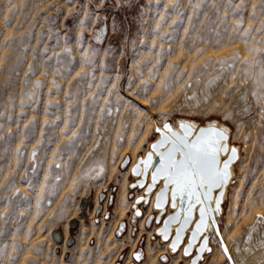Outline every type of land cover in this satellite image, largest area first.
I'll list each match as a JSON object with an SVG mask.
<instances>
[{
    "label": "rangeland",
    "instance_id": "1",
    "mask_svg": "<svg viewBox=\"0 0 264 264\" xmlns=\"http://www.w3.org/2000/svg\"><path fill=\"white\" fill-rule=\"evenodd\" d=\"M104 22L106 35L98 38ZM186 50L197 56L179 64ZM223 62L228 77L209 84ZM251 65L264 73V0H0V264H170L174 255L176 264L187 262L155 234L154 220L146 223L152 202L140 234L138 220L135 228L130 222L129 195L143 193L128 187L130 158L149 149L158 135L154 123L178 118L229 128L239 158L220 229L236 264H264L262 252L245 260L233 253V236L242 231V185L258 158L246 132L256 123L236 122L244 114L232 106L237 80ZM206 85L205 100L178 101ZM91 147L101 148V166L89 162ZM120 177L129 204L115 220ZM209 242L200 264H229L214 231Z\"/></svg>",
    "mask_w": 264,
    "mask_h": 264
},
{
    "label": "bare ground",
    "instance_id": "2",
    "mask_svg": "<svg viewBox=\"0 0 264 264\" xmlns=\"http://www.w3.org/2000/svg\"><path fill=\"white\" fill-rule=\"evenodd\" d=\"M225 41H227V39H225ZM224 42V41H223ZM230 42V41H229ZM196 43V42H195ZM204 43V42H203ZM192 44V43H190ZM205 44L207 45L206 41H205ZM221 44V43H220ZM225 44V43H224ZM193 46H195L194 44H192ZM191 45V46H192ZM197 45H199V43H197ZM222 45V44H221ZM227 45V44H226ZM225 45V46H226ZM249 45V44H248ZM224 46V45H223ZM179 47V46H177ZM204 47V46H203ZM202 47V48H203ZM219 47V46H218ZM236 47V46H235ZM250 47V46H248ZM192 48V47H191ZM200 47H198V50H199ZM246 48V46H245ZM180 49V48H179ZM182 49V48H181ZM201 49V48H200ZM226 49V48H225ZM247 49V48H246ZM189 50V49H188ZM191 50V49H190ZM196 50V49H195ZM197 50V51H198ZM222 50V49H221ZM228 50V49H227ZM231 50H234L233 48ZM240 50V49H239ZM177 51V50H176ZM181 51V50H180ZM185 51V50H184ZM197 51H187L186 52H179V54L181 56L180 59H179V64L183 63V64H189L191 61L195 60L194 58L197 56ZM224 51V50H223ZM222 51V52H223ZM238 51V50H237ZM210 52V51H209ZM220 52V51H219ZM230 52V50L228 51ZM235 51H233L234 53ZM247 52H248V49H247ZM232 53V54H233ZM236 53V52H235ZM235 53H234V57H235ZM240 53V52H239ZM215 54V52H214ZM223 56H224V53H222ZM229 54V53H228ZM231 54V55H232ZM249 54V53H248ZM213 55V54H211ZM219 55V54H218ZM230 55V54H229ZM228 55V56H229ZM242 55V54H241ZM214 56V55H213ZM233 56V55H232ZM245 56V55H244ZM250 56V55H249ZM225 58V57H224ZM240 57H236L237 60H239ZM243 58V57H242ZM246 58V57H245ZM249 58V57H247ZM246 58V59H247ZM153 59V58H152ZM208 59L207 58V62H208ZM151 60V59H150ZM220 60V59H219ZM226 60V59H225ZM224 61V60H222ZM221 61V62H222ZM155 62V61H153ZM212 62V61H211ZM215 62V60H214ZM152 63V62H151ZM150 63V64H151ZM206 63V62H205ZM213 63V62H212ZM212 63H208V64H212ZM218 63V62H217ZM237 62H235L234 64H236ZM253 63V61H252ZM145 65H147V63H144ZM178 64V63H177ZM143 65V64H142ZM141 65V66H142ZM152 65V64H151ZM159 65V64H157ZM156 65V66H157ZM231 65V64H230ZM237 65V64H236ZM235 65V66H236ZM239 65V64H238ZM237 65V66H238ZM260 65V64H259ZM148 66V65H147ZM181 66V65H180ZM178 65V67H180ZM240 66V65H239ZM243 66H245L243 64ZM241 65V67H243ZM144 67V66H142ZM150 67V66H149ZM148 67V68H149ZM159 67V66H158ZM234 67V66H233ZM255 67V65H254ZM147 68V67H146ZM147 68V69H148ZM187 68V67H186ZM205 68V67H204ZM256 68V67H255ZM144 69V68H143ZM151 69V68H150ZM153 69L154 66H153ZM160 69V68H159ZM178 69V68H177ZM210 69V68H209ZM229 68L226 67V64L223 62L221 64H219V66L217 67V69L213 72V75L210 77L211 81H209V84L210 83H216L217 81H220L221 79H226L228 77V72L229 70H227ZM235 69V68H234ZM234 69H231V72H233L232 70ZM257 69V68H256ZM158 70V69H157ZM176 70V69H175ZM236 70V69H235ZM242 70V69H241ZM240 70V71H241ZM146 71V69H145ZM149 71V70H148ZM156 71V70H155ZM228 71V72H227ZM237 71V70H236ZM243 71L245 72V70L243 69ZM153 72V70H152ZM157 72V71H156ZM177 70L174 72V74H176ZM242 72V71H241ZM151 73V72H150ZM178 73V72H177ZM235 73V72H234ZM232 73V74H234ZM143 74V73H142ZM145 74H149V73H145ZM144 75V74H143ZM236 75V74H234ZM145 76V75H144ZM152 76V75H150ZM145 78V77H144ZM149 78V77H148ZM150 81V80H148ZM147 81V82H148ZM238 87H237V91L235 93V96H234V100H233V108L234 110L236 111L237 109V112L241 113V114H244L243 117H240V118H237L235 117L234 119L236 120V122L238 123H244L246 126L248 124H252V123H256V128L255 130H247L246 132L249 133L251 135V137L253 136L254 137V140H255V144L257 145V148H258V158H257V168L251 173L249 174L250 178L247 179L248 181L246 182L245 180V183H243V187L245 188V194L244 196H242L243 198H240L242 199V202H241V209H237V210H241V212L243 213H240L239 212V215L241 217L240 214H242L243 218H242V231L240 232V235H237V236H233L234 238L238 237L237 238V241H236V245L233 247V253L235 252V254L239 257H241L242 259H247L252 253L254 254L255 253H264V73L262 72L261 74L259 72H257L253 66L251 65L247 72H245L244 74L241 75V77L237 80V84ZM151 90V89H150ZM150 92V91H149ZM255 93V95H254ZM137 94V92H136ZM135 94V95H136ZM151 94V92H150ZM134 95V96H135ZM139 95V93H138ZM137 95V96H138ZM141 95V94H140ZM191 95V94H190ZM209 95V89H208V86L206 85L204 88H197L195 87L194 88V91L192 93V97L187 99L185 98V96H181L180 100V104H186V103H189V102H199V101H203L207 98V96ZM134 97V98H138V97ZM148 97V96H147ZM152 97V96H150ZM143 98H144V94H143ZM149 98V97H148ZM147 98V99H148ZM153 98V97H152ZM139 99V98H138ZM146 99V98H145ZM142 101V100H141ZM146 101V100H145ZM150 101V100H149ZM140 102V101H139ZM144 103V102H143ZM107 105V104H106ZM218 106V105H216ZM222 108V107H221ZM133 109V108H132ZM131 110V109H130ZM134 110V109H133ZM131 110V112L133 111ZM221 110V109H220ZM226 111H229V110H226ZM122 112V111H121ZM231 113V112H229ZM130 114V113H128ZM132 116V114H130ZM108 119L107 116H105L103 118V124H102V131H105V129L107 128V122H108ZM242 120V121H240ZM194 122V121H193ZM150 123V122H149ZM222 124V123H221ZM101 131V132H102ZM244 135H246L244 132H243ZM249 134L247 136H249ZM246 138V137H245ZM100 139V138H99ZM252 140V139H250ZM249 142V141H248ZM253 143V142H251ZM251 146V145H250ZM254 148V147H253ZM252 148V149H253ZM256 149V148H255ZM250 152V150H249ZM255 152V151H254ZM257 153V152H256ZM255 156V154H254ZM132 158L131 159V162L130 164L128 165V168L130 166H132L131 164H133L135 162V160L137 159L135 154H133V156H131ZM102 150L101 148H96V149H93V147H91V154H90V157H89V162L92 163V164H97L98 165H102V162H103V159H102ZM253 158H251L252 160ZM256 159V158H255ZM251 162V161H250ZM245 164V163H244ZM249 165V164H248ZM253 165V164H252ZM256 166V165H255ZM254 166V167H255ZM248 168V167H247ZM253 168V166H252ZM244 169V168H243ZM250 169V168H249ZM234 170V169H233ZM245 170V169H244ZM252 170V169H250ZM249 171V170H248ZM244 172V171H243ZM246 175V174H245ZM238 176V175H236ZM237 178V177H236ZM235 178V179H236ZM239 179V178H238ZM245 179V178H244ZM118 189L117 191L115 192L116 195L114 196V205H113V209H112V214L115 218V220L119 219L120 217H122L124 215V209L128 206L129 204V201H127V187H126V181H125V178L123 177L121 179L120 177V180H118ZM236 181V180H235ZM239 181V180H238ZM242 181V180H240ZM237 183V182H236ZM241 183V182H239ZM239 185V184H238ZM233 186H236L235 184ZM238 187V186H236ZM235 187V188H236ZM234 188L233 191H236ZM239 189V188H238ZM243 189V188H242ZM232 190V188H231ZM240 190V189H239ZM141 191V190H140ZM136 192V191H135ZM138 192V191H137ZM232 193V192H231ZM137 194H140V192L136 193ZM233 194V193H232ZM231 194V196H232ZM237 194V192H236ZM240 194V193H239ZM239 196V195H238ZM241 196V195H240ZM233 199V198H232ZM236 199H237V196H236ZM153 200V195L151 197V201L152 202ZM96 198H95V201L94 203H96ZM234 201V200H232ZM240 202V201H239ZM232 204V202H231ZM236 204V203H235ZM234 204V206H235ZM239 206V204L237 205ZM233 207V206H231ZM230 207V208H231ZM236 207V206H235ZM229 208V209H230ZM105 209V208H104ZM231 210V209H230ZM150 212V204L149 206L144 210V212L142 213L141 217H139L138 220V227H139V230H138V234H140L141 232V222H143L142 220L144 219L145 216H147ZM230 212V211H229ZM231 213V212H230ZM233 213V212H232ZM238 212H236L237 214ZM235 214V213H234ZM233 215V214H231ZM92 216V214H91ZM236 216V215H234ZM226 217H228V215H226ZM232 218V217H231ZM234 219H236L235 217H233ZM239 218V219H241ZM230 220V219H229ZM228 221V220H227ZM240 221V220H239ZM102 222V221H101ZM239 223V224H240ZM129 224V223H128ZM229 224V223H228ZM235 224V223H233ZM238 224V223H237ZM230 225V224H229ZM241 225V224H240ZM128 229L130 227V225H127ZM237 226V225H236ZM235 226V227H236ZM230 227V226H229ZM232 227V226H231ZM235 227H232V228H235ZM240 227V226H239ZM231 230V229H230ZM233 230V229H232ZM235 231V229H234ZM128 232V231H127ZM236 232V231H235ZM230 233V232H229ZM227 234V232H226ZM239 234V233H237ZM224 235H225V232L222 234L223 238H224ZM229 235V234H228ZM233 235V233H232ZM231 235V236H232ZM213 236V235H212ZM230 237L233 238V237ZM67 237V232H65L64 234V239ZM227 238V237H226ZM225 240V239H224ZM232 241V239H231ZM234 241V240H233ZM232 241V243H233ZM166 242V241H165ZM232 245V244H231ZM148 249V247L146 248ZM181 250V249H180ZM179 250V251H180ZM177 251V253L179 252ZM231 251V250H230ZM232 254V252H231ZM146 259L147 260H150V253L149 252H146ZM172 256V255H171ZM178 257V255H174L171 257V262L170 264H176V258ZM236 257V256H235ZM234 258V257H233ZM229 263V262H228ZM244 263V262H243Z\"/></svg>",
    "mask_w": 264,
    "mask_h": 264
},
{
    "label": "snow or ice",
    "instance_id": "3",
    "mask_svg": "<svg viewBox=\"0 0 264 264\" xmlns=\"http://www.w3.org/2000/svg\"><path fill=\"white\" fill-rule=\"evenodd\" d=\"M255 95V93H254ZM180 127L184 131V135H179L172 132L170 126L165 123L164 131L156 129L161 133V139L152 145L154 151L160 157L159 166L155 167L152 172V184L147 186L148 191L156 185L159 178L163 177L164 188L157 193L156 207H162L163 201L167 195L169 186H171L172 207L176 208V199L179 196L181 203L186 207L182 208L184 219L180 222V227L177 229L176 239L173 241L172 249L175 251L176 243L181 238V233L184 227L191 221L192 211L196 205H200V219L196 222V227L193 230L192 237L189 240V248L185 249V255L189 253L192 241L197 237V234L206 226L208 213L211 211L206 206V202L211 199L213 188H219L228 179V166L235 156V149H232V156L223 162L220 166L219 154L228 152V147L223 141L227 140L226 130L217 129L215 127L202 128L195 135V138L189 140L192 135V129L189 125L181 123ZM166 133H170V136ZM170 144V147L161 152L160 149L165 145ZM152 161V154L140 161L144 165L145 173L148 170ZM134 173L139 174V165L133 169ZM219 209V197H217V209ZM139 215V212H137ZM180 212L178 211L173 216L168 217L164 222V228L161 233L167 239L168 225L171 222L179 219ZM201 251L205 250V246L201 245ZM210 251V250H209ZM139 259V254H136ZM195 264V261H193Z\"/></svg>",
    "mask_w": 264,
    "mask_h": 264
},
{
    "label": "water",
    "instance_id": "4",
    "mask_svg": "<svg viewBox=\"0 0 264 264\" xmlns=\"http://www.w3.org/2000/svg\"><path fill=\"white\" fill-rule=\"evenodd\" d=\"M107 32V24L104 22L99 29V33L96 34L98 38H102L104 35H106ZM167 123L172 132H175L179 135H184L183 129L180 127L181 123L187 124L191 127L192 129V135L189 136V140H192L195 138V135L199 132L200 129L202 128H208V127H215L217 129H225L226 130V135H227V140L223 141L228 147V152H221L219 154V162L220 166H223V162L225 160H228L230 156H232V149H235V156L231 160L228 166V179L227 182L224 183L221 187L219 188H213L212 193H211V199L206 202V206L211 209V211L207 215L206 219V226L203 228L201 232L197 234V237L194 241L191 243V247L189 249V253L187 257H189V260L185 262L184 264H193V261H195V264H200V261L203 259L204 254L206 252H209L211 250V245H210V235L211 232L214 231L215 234L217 235L218 239L220 240L221 248L225 252V255L228 259L229 264H236L234 261V258L225 242V238L222 236V232L220 229V224H219V218L223 213V203L224 199L226 196V191L229 183L232 181L233 175H234V163L238 160L239 158V146L234 143H230V130L229 128L221 124L217 121H209L205 124L198 125L193 120L187 119V118H178L176 120V124H173L171 121H164L161 125L158 123H154V129H160L161 132L164 131V124ZM157 132V131H156ZM158 135L156 136L155 139H153L150 143V147L148 150L145 151L144 154L137 156V159L131 166V172L134 179L129 183L130 188H141L143 193L141 194H134L130 193L129 196L133 197V202L131 204L132 207V212H131V217H130V222L134 225V228L136 227V222L139 217H141L143 213V209L141 205H148L151 201V197L153 195V200H152V208L154 209V212L149 214L146 223L150 224L152 220H154L155 224H157L155 228V234L160 236V239L162 241H166L168 243V248L170 253H175L179 251L180 249L182 250V254L186 256L185 249L189 248V240L192 237L193 230L196 227V222L200 219V205H196L195 208L192 211L191 215V221L184 227L183 232L181 233V238L179 241L176 243V248L175 251L172 249V244L173 241L176 239V234H177V229L180 227V222L183 221L184 215L182 208L186 207V202L185 204L181 203V200L179 196L176 199V204L177 207L173 208L172 207V195H171V186H169L167 195L163 201L162 207L157 208L156 203H157V193L161 191V189L164 188V180L163 177L159 178L156 182V185L152 188L151 191H148L147 186L149 184H152V172L154 171L155 167L159 166L160 163V157L157 154L156 151L153 150L152 145L155 144L157 141L161 139V133L157 132ZM170 136V133H166ZM170 147V144H165L160 151L164 152ZM152 154V161L151 164L148 167L147 172L145 173L144 171V165L140 163V161L144 160L148 154ZM129 159L128 157L125 158V161L123 165L128 164ZM139 165V174L134 173L133 169ZM103 195H101V198ZM217 197H219V209H217ZM86 199L83 200V205H85ZM180 212L179 219L177 221L171 222L168 225V230H167V239H165V236L161 233V229L164 228V222L165 220L168 219V217L173 216L177 212ZM137 212H139V215H137ZM76 223V220L73 221ZM124 227V222L121 223V229L119 230V233L122 231V228ZM57 240H60V235L59 232L55 233ZM201 245L205 246V250L201 251ZM163 258L166 259V256H163Z\"/></svg>",
    "mask_w": 264,
    "mask_h": 264
}]
</instances>
